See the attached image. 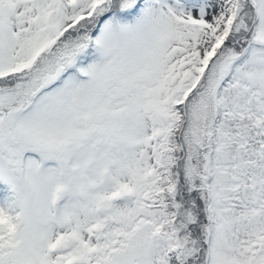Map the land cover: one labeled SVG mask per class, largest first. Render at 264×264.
Listing matches in <instances>:
<instances>
[{
	"label": "snow or ice",
	"instance_id": "snow-or-ice-1",
	"mask_svg": "<svg viewBox=\"0 0 264 264\" xmlns=\"http://www.w3.org/2000/svg\"><path fill=\"white\" fill-rule=\"evenodd\" d=\"M0 264H264V0H0Z\"/></svg>",
	"mask_w": 264,
	"mask_h": 264
}]
</instances>
